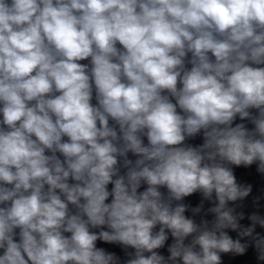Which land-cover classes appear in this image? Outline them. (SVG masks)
<instances>
[{
    "label": "clouds",
    "instance_id": "1",
    "mask_svg": "<svg viewBox=\"0 0 264 264\" xmlns=\"http://www.w3.org/2000/svg\"><path fill=\"white\" fill-rule=\"evenodd\" d=\"M241 169L264 0H0V264H264Z\"/></svg>",
    "mask_w": 264,
    "mask_h": 264
},
{
    "label": "water",
    "instance_id": "2",
    "mask_svg": "<svg viewBox=\"0 0 264 264\" xmlns=\"http://www.w3.org/2000/svg\"><path fill=\"white\" fill-rule=\"evenodd\" d=\"M86 62L87 61H84L82 63H86ZM200 142H201L200 139L197 138V140L192 142V143H200ZM237 175L242 180L250 182L253 184V195L259 194V189L264 188V180H262L260 178V176L254 172V169L253 170H243V169L238 170ZM109 188H111V185L109 186ZM191 200H192L193 204H195L197 202L196 197H192ZM247 203H248V208L246 209V212H251L253 209L251 207L250 200ZM261 203L264 204V201H261ZM261 211H262V213H264V209H262ZM242 223L247 224L249 222L247 220H245ZM257 230L261 231L260 229H257ZM227 264H254V258H253L251 250L244 257H237L235 259H229L227 261Z\"/></svg>",
    "mask_w": 264,
    "mask_h": 264
}]
</instances>
